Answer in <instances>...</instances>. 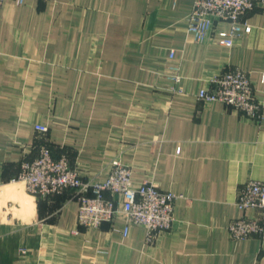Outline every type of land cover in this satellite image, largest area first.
Returning <instances> with one entry per match:
<instances>
[{"label": "crops", "instance_id": "obj_1", "mask_svg": "<svg viewBox=\"0 0 264 264\" xmlns=\"http://www.w3.org/2000/svg\"><path fill=\"white\" fill-rule=\"evenodd\" d=\"M192 8L0 3V264H264V233L234 239L227 228L254 216L239 196L249 180L264 181V5L247 13L252 31L231 47L189 34ZM231 67L248 72L258 117L198 97ZM37 124L49 127L54 156L68 154L84 177L103 179L120 159L137 183L178 195L172 228L151 243L141 226L124 236L121 219L87 229L73 191L29 194L13 178L36 153Z\"/></svg>", "mask_w": 264, "mask_h": 264}, {"label": "built area", "instance_id": "obj_2", "mask_svg": "<svg viewBox=\"0 0 264 264\" xmlns=\"http://www.w3.org/2000/svg\"><path fill=\"white\" fill-rule=\"evenodd\" d=\"M17 1L22 4L25 0ZM258 5H264V0H193L192 11L186 18L187 32L196 41L215 39L218 44L231 47L251 33L252 26L245 17ZM218 22H228L230 29H218ZM173 55L171 51V57ZM179 78L178 74L172 76L177 82ZM198 97L232 106L252 118L259 116L260 105L250 76L239 67L215 75ZM36 130L39 140L36 153L21 161L20 170L13 178L14 182H23L29 194L48 198L73 191L78 201V226L87 229H98L104 222L115 228V223L121 219L124 236L129 235L133 226H141L146 230L147 242L151 243L160 233L172 228L178 195L161 190L152 181L137 183L131 168L120 159L107 163L103 179L86 178L73 167L68 154L54 156L46 138L47 125L37 124ZM238 206L255 214L231 220L227 227L230 236L247 239L262 235L264 181L249 180L240 193Z\"/></svg>", "mask_w": 264, "mask_h": 264}]
</instances>
